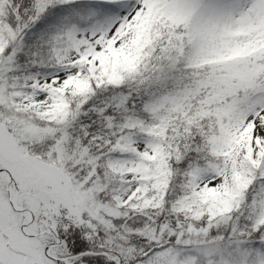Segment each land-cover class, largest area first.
<instances>
[{
	"label": "snow or ice",
	"instance_id": "1",
	"mask_svg": "<svg viewBox=\"0 0 264 264\" xmlns=\"http://www.w3.org/2000/svg\"><path fill=\"white\" fill-rule=\"evenodd\" d=\"M0 264H264V0H0Z\"/></svg>",
	"mask_w": 264,
	"mask_h": 264
}]
</instances>
